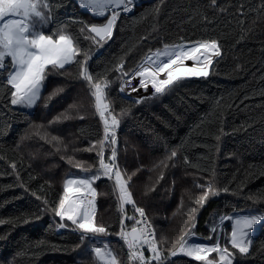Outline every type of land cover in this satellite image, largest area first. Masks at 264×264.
Returning a JSON list of instances; mask_svg holds the SVG:
<instances>
[{
  "label": "trees",
  "instance_id": "16d2710c",
  "mask_svg": "<svg viewBox=\"0 0 264 264\" xmlns=\"http://www.w3.org/2000/svg\"><path fill=\"white\" fill-rule=\"evenodd\" d=\"M133 2V13L119 18L113 39L103 46L81 40L77 59L87 51L93 82L104 87L107 81L105 102L120 121L117 162L122 175L131 177L132 199L144 208L159 249L168 255L189 231L209 240L210 226L220 215L264 213V0ZM49 3L52 22L45 33L61 27L75 33L81 25L69 20L100 25L109 15L96 17L78 0ZM206 40H216L221 52L206 78L183 79L170 92L140 104L118 90L121 62L128 71L165 44ZM79 72L72 64L49 73L32 111L10 104L13 89L0 77V264H96L90 247L101 238L119 264H133L118 235L122 213L113 181L101 178L93 184L96 223L109 235L81 242L74 226L64 220L68 227L60 228L55 216L70 174L89 175L98 167L102 120ZM173 149L177 156L171 158ZM104 158L107 162L108 155ZM208 183L219 195H209L201 207L196 201ZM191 208L199 211L190 213ZM123 214L133 216L134 209L129 205ZM125 224L131 229L132 221ZM230 230L224 224L210 241L219 239L223 246ZM229 251L235 253L233 264H264V229L254 234L249 254L230 246ZM167 263L203 264L182 254Z\"/></svg>",
  "mask_w": 264,
  "mask_h": 264
},
{
  "label": "snow or ice",
  "instance_id": "6c2138e0",
  "mask_svg": "<svg viewBox=\"0 0 264 264\" xmlns=\"http://www.w3.org/2000/svg\"><path fill=\"white\" fill-rule=\"evenodd\" d=\"M132 5L133 0H78L79 7L90 10V13L96 17H105L106 12L110 10L106 22L100 25H89L78 18H73L68 23L80 24L77 32L72 33L67 28L61 27L55 33H45L44 26L52 22V5L49 0H0V77L13 89L10 93V104L25 108L34 107L41 98L44 81L48 74L60 73L66 65L72 64L78 66L80 78L87 84L89 94L94 100L96 113L103 123V137L99 141L100 148L96 153L98 167L95 172L84 177H75L70 174L66 179L63 196L55 209V216L61 220L60 228L68 227L63 223L66 219L80 234L81 242L88 239L94 243L97 237L109 235L106 227L96 223L97 191L93 187L96 181L106 178L113 181V191L117 198L118 208L122 213L121 230L118 235L126 244L128 260L133 264H154V262L155 264H167L169 257H176L180 254L203 262V264H233L235 253L229 251V246L238 250L239 254H249L253 243L254 226L257 229H264V213L239 214L234 212L231 215H220L217 217L219 223L210 226L208 239L213 238L211 234L217 233L220 225L225 221H230V235L226 236L223 246L219 239L211 245L196 243L194 242L196 234L189 231L180 237L174 250H171L168 255H163L158 248L154 230L144 208L138 207L132 199V192L129 190L131 177L125 178L120 170L116 147V128L120 121L109 111V105L105 102L107 81H104V87L99 82H93V75L88 67L91 56L87 51H84L82 59H77V57L81 56L79 47L81 40H91L98 46H103L104 43L112 40L121 10L127 14L132 11ZM156 11H159L158 7ZM209 52L216 56L220 55L216 40L189 42L187 45L183 43L171 46L165 44L162 50L158 49L155 53L148 55L143 62L131 70L126 71L121 62L116 67V71L118 77H128L124 81L126 84H130L133 78H140L137 87L132 88L131 91L143 89L147 92L148 85L151 84L154 91L150 96H142L133 100V103L140 104L145 100L170 92L183 79L206 78L209 75L207 65L212 64ZM198 53L203 59L197 55ZM185 61H193V66H185ZM162 74L163 79L160 78ZM118 90L125 92L123 86ZM53 139L56 138L53 137ZM105 145L109 150L107 162L104 158ZM94 147L95 144L91 145L88 150L91 151ZM176 156L177 152L174 149L171 150L170 157ZM184 162L189 163L186 156ZM12 167L15 168V164ZM78 167L82 166L78 165ZM196 186L204 187L199 184ZM223 191L228 192V188H224ZM209 195H219L211 183L207 184L203 195L196 203L202 207ZM125 205L132 206L135 213L133 216L123 214ZM198 211L199 208L189 209L190 213ZM126 220L132 221L130 230H126ZM192 220V228H194V216ZM145 246L150 252L147 258L143 251ZM90 251L95 256L96 264H119L116 255L107 243L103 246L92 247ZM211 253H216V257L209 259Z\"/></svg>",
  "mask_w": 264,
  "mask_h": 264
},
{
  "label": "rangeland",
  "instance_id": "374dc122",
  "mask_svg": "<svg viewBox=\"0 0 264 264\" xmlns=\"http://www.w3.org/2000/svg\"><path fill=\"white\" fill-rule=\"evenodd\" d=\"M134 1V0H133ZM106 14H107V12H106ZM49 25V24H48ZM45 26H47V25H45ZM44 26V27H45ZM187 45V44H186ZM203 52V51H202ZM198 56H201V54L200 53H198L197 54ZM208 55H209V57L211 58V60H212V64H213V61L218 57V56H216L214 53H212V52H209L208 53ZM155 57L153 56V59H154ZM201 59H203V57L201 56ZM211 64V65H212ZM211 65H207V67H208V71H210V69H211ZM185 66H187V67H192L193 66V61H185ZM175 67V66H174ZM161 79H163L164 78V75L162 74L161 75V77H160ZM191 78H194V77H191ZM43 90V89H42ZM154 91V89L152 88V86H151V84H149L148 85V91L147 92H141L142 93V96H150L151 94H152V92ZM17 107H20V108H22V109H25V110H28V111H32L34 108H35V106L34 107H32V108H25V107H22V106H19V105H16ZM85 175H83V176H80V177H84ZM127 206H129V205H125L124 206V210H126V208H127ZM126 207V208H125ZM249 212H246V213H242V212H239V214H248ZM66 220V219H65ZM67 221V220H66ZM150 221V220H149ZM151 222V221H150ZM219 223V222H218ZM226 223H228L230 226H231V222L230 221H225L222 225H220V227L218 228V231L220 232L223 228H224V224H226ZM154 226V225H153ZM154 229H155V227H154ZM259 229H257L256 228V226H254V234L258 231ZM155 234H156V232H155ZM194 242H196V243H201V244H208V245H211V244H213V242H211L210 240H203V238H200V237H198L197 235H196V239H195V241ZM104 243H107V240H103L102 238L99 240V243H98V245L97 246H103V244ZM92 245V247H96L94 244H91ZM92 247H90V248H92ZM114 253V252H113ZM217 254L216 253H211L210 255H209V259H211V257L212 258H214L215 256H216Z\"/></svg>",
  "mask_w": 264,
  "mask_h": 264
},
{
  "label": "built area",
  "instance_id": "2783aa9c",
  "mask_svg": "<svg viewBox=\"0 0 264 264\" xmlns=\"http://www.w3.org/2000/svg\"><path fill=\"white\" fill-rule=\"evenodd\" d=\"M134 11V6L132 5V11L128 12L127 14L123 13V11L121 10V15H131ZM119 17V18H120ZM119 20V19H118ZM117 20V21H118ZM128 77H123L122 80H121V84H120V87H124L125 88V92H122V94L126 97H130L131 99L135 100L136 98L138 97H142V93L141 92H144L143 89H140L139 91H131L132 88H136L137 85H138V80L140 79L139 77L137 78H133L131 79V83L130 84H126L124 83L125 80H127ZM125 93H128L127 95ZM102 126H103V123H102ZM119 131H120V127L118 126V128H116V140H117V144H116V147L119 145ZM108 148H107V145H105V152H104V157L106 155H108ZM149 220V219H148ZM151 223V222H150ZM151 227L152 229L154 230V236H155V239H156V234H155V229H154V226L153 224L151 223ZM157 241V239H156ZM157 245H158V242H157ZM159 248V246H158ZM147 250V246H145V248L143 249L144 251V255H145V251Z\"/></svg>",
  "mask_w": 264,
  "mask_h": 264
},
{
  "label": "bare ground",
  "instance_id": "6f19581e",
  "mask_svg": "<svg viewBox=\"0 0 264 264\" xmlns=\"http://www.w3.org/2000/svg\"><path fill=\"white\" fill-rule=\"evenodd\" d=\"M203 50H201V52H202ZM100 123V122H99ZM35 152V151H34ZM39 153V152H38ZM27 160H29V159H27ZM34 160H36V159H34ZM71 164V163H70ZM33 165V164H32ZM26 167V166H25ZM28 169H30L29 167H27ZM17 170V169H16ZM14 172V171H13ZM17 172V171H16ZM91 172V171H90ZM21 173V172H20ZM18 174V173H17ZM78 174V173H77ZM84 174V173H83ZM76 175V174H75ZM79 176V175H78ZM65 181V180H64ZM109 190V189H108ZM61 191V190H60ZM60 193V192H59ZM112 194V193H111ZM57 195V194H56ZM60 195H62V194H60ZM30 196V195H29ZM58 199V198H57ZM55 200V199H54ZM56 201V200H55ZM54 203V202H53ZM53 203H52V205H53ZM49 205V204H48ZM50 206V205H49ZM126 208V207H125ZM149 208V207H148ZM127 209V208H126ZM50 231H51V229H50ZM49 234V233H48ZM51 234V233H50ZM50 234H49V236H50ZM53 234V233H52ZM51 234V235H52ZM46 235V234H45ZM165 235V234H164ZM160 236H162V235H160ZM37 237V236H36ZM39 237V236H38ZM42 237H43V235H42ZM46 237V236H45ZM44 237V238H45ZM166 237V236H165ZM164 238V237H163ZM39 239V238H38ZM37 239V240H38ZM42 239V238H41ZM43 240H45V239H43ZM87 240V239H86ZM173 240V239H172ZM39 241H41L40 239H39ZM44 243V242H43ZM79 243H80V241H79ZM79 243H77V245L79 244ZM45 244V243H44ZM175 244V243H174ZM82 245V244H81ZM173 245V244H172ZM91 247H92V245H91ZM174 247V246H173ZM84 248V247H83ZM88 249H89V247H88ZM90 252V251H89ZM88 253V252H87ZM86 253V254H87ZM91 253V252H90ZM166 253V252H165ZM216 257V256H215ZM95 258V257H94ZM211 259H212V257H211ZM92 260V259H91ZM84 261H86V260H84ZM81 262H82V260H81ZM81 262H79V264L81 263ZM85 264V263H84ZM86 264H87V262H86ZM92 264V263H91ZM168 264V263H167Z\"/></svg>",
  "mask_w": 264,
  "mask_h": 264
},
{
  "label": "water",
  "instance_id": "95a60500",
  "mask_svg": "<svg viewBox=\"0 0 264 264\" xmlns=\"http://www.w3.org/2000/svg\"><path fill=\"white\" fill-rule=\"evenodd\" d=\"M220 55H221V52H220ZM220 55L217 57V58H219L220 57ZM216 58V59H217ZM214 62V61H213ZM211 67H212V65H211ZM209 73H210V71H209ZM125 98H127V99H129V100H132L133 101V99H131L130 97H126V96H124Z\"/></svg>",
  "mask_w": 264,
  "mask_h": 264
},
{
  "label": "crops",
  "instance_id": "0c3cea01",
  "mask_svg": "<svg viewBox=\"0 0 264 264\" xmlns=\"http://www.w3.org/2000/svg\"><path fill=\"white\" fill-rule=\"evenodd\" d=\"M88 11H90V10H88ZM106 15H108V11H107V14Z\"/></svg>",
  "mask_w": 264,
  "mask_h": 264
}]
</instances>
